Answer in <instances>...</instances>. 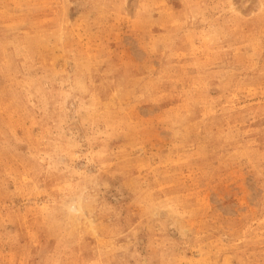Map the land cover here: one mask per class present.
Listing matches in <instances>:
<instances>
[{
    "label": "rangeland",
    "instance_id": "obj_1",
    "mask_svg": "<svg viewBox=\"0 0 264 264\" xmlns=\"http://www.w3.org/2000/svg\"><path fill=\"white\" fill-rule=\"evenodd\" d=\"M0 264H264V0H0Z\"/></svg>",
    "mask_w": 264,
    "mask_h": 264
}]
</instances>
